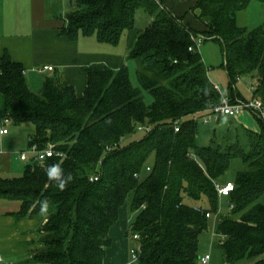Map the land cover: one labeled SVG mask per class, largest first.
I'll return each mask as SVG.
<instances>
[{"label": "trees", "instance_id": "trees-1", "mask_svg": "<svg viewBox=\"0 0 264 264\" xmlns=\"http://www.w3.org/2000/svg\"><path fill=\"white\" fill-rule=\"evenodd\" d=\"M186 1L200 10L201 31L162 0H75L63 17L62 36L95 35L117 45L134 28L139 8L150 14L153 21L139 32L128 58L140 59L157 79L138 71L139 86L132 84L127 66L90 65L81 97L58 74L46 77L35 92L22 63L9 54L0 58V92L6 99L0 122L32 124L29 148L54 150L43 162L32 158L21 177H0V199L20 200V216L40 220L41 246L22 261L104 264L111 230L127 207L129 236L140 235V264H202L199 237L219 208L216 183L226 182L221 178L231 160L241 158L244 168L228 197L231 215L220 216L217 224L219 246L226 264H264V120L257 117L261 133L246 132L249 152L239 143L225 150L198 144L197 117L222 104L224 96L210 79L196 41L200 34L220 41L230 87L238 78L257 77L253 95L264 105V27L238 24V13L253 0ZM140 126L151 130L124 145ZM57 163L74 177L63 191L44 172ZM45 199L49 208L41 215Z\"/></svg>", "mask_w": 264, "mask_h": 264}, {"label": "crops", "instance_id": "crops-1", "mask_svg": "<svg viewBox=\"0 0 264 264\" xmlns=\"http://www.w3.org/2000/svg\"><path fill=\"white\" fill-rule=\"evenodd\" d=\"M74 1L0 0V58L9 54L14 61L22 63L32 90L42 87L46 77L58 74L61 82L74 86L81 97L88 84L86 67L90 65L114 69L127 66L129 70L133 66L137 71L156 78L144 68L140 59L128 58L138 31L124 32L117 45L102 43L95 35H80L75 40L62 36L63 17L72 11ZM183 21L186 23L185 19ZM202 29L201 25L197 30ZM45 66L54 69L46 70ZM215 85L220 91V86ZM5 108L6 99L0 92V111ZM246 111L257 117L252 111ZM238 116L222 118L218 124L223 120L234 124ZM25 130L23 133L9 129V133L0 135V177H21L23 165L33 158L28 139L34 126L29 125ZM258 130L260 132L261 128ZM24 152H27V160L21 159ZM29 154H32L31 158ZM21 209L20 200L0 199V264H40L22 261L41 244L38 233L40 220L21 217ZM123 216L121 213L120 221L111 230L112 245L107 250L104 264L129 263L130 249L134 244L129 236V220L123 222L126 218Z\"/></svg>", "mask_w": 264, "mask_h": 264}, {"label": "rangeland", "instance_id": "rangeland-1", "mask_svg": "<svg viewBox=\"0 0 264 264\" xmlns=\"http://www.w3.org/2000/svg\"><path fill=\"white\" fill-rule=\"evenodd\" d=\"M164 4L171 10V12L177 16L185 19V22L193 29H200L202 23L200 21V10L194 9V3L186 0H162ZM238 24L241 26L248 27L249 29H254L258 27H264V4L259 1L253 0L247 7V9L238 13L237 16ZM153 21V17L145 12L143 8H139L136 15L135 26L132 32H142L145 28ZM203 26V25H202ZM204 27V26H203ZM129 31H126L128 33ZM200 52L205 61L207 67L209 68V77L213 83L220 86V92L226 98H238L239 100H251L253 99V91L256 85L259 84L257 77L254 79L249 76H244L236 79L234 85L230 87V80L223 65L225 62V57L223 53V45L220 41L213 38H208L201 40L199 39ZM130 78L134 86H139L137 70L133 66L130 68ZM43 86V85H42ZM42 87H34L33 91L39 92ZM146 104H151L152 97L148 92H145ZM192 117V116H191ZM191 117L185 118L183 121L191 119ZM200 119V120H199ZM199 124L198 132V144L205 147H216L223 150L227 149L234 143H239L241 148L246 152H249L251 145L247 138V130L253 131L255 133H261L263 130L262 122L255 116L249 114L248 111H243L237 119H235L234 124H230V121H222L220 124H204L201 117H197ZM7 127L11 131H21L25 133V129L30 123L23 124L21 127L14 126L12 123H7ZM261 128L260 132L258 129ZM145 135V130H139L125 139H123V144L128 145L131 142L140 140ZM32 157V154H29ZM154 157L151 156L149 165L153 163ZM32 163L30 159L23 166V172L25 166ZM244 168V163L241 158H234L231 160L230 166L228 167L226 173L222 176L221 181L235 180L237 172ZM188 203H196L195 201L186 198ZM264 202V200H263ZM200 204L199 202H197ZM231 206L228 197L219 198V208L216 213L212 215L209 219L208 228L201 233L199 237V251L201 255L210 254L212 257L213 264H226L225 255L223 249L219 246L222 237L217 233V224L220 216L231 215ZM125 218L123 222L129 220V214L127 207L122 209L121 212ZM135 215H132L134 218ZM233 216V215H232ZM135 244V241H131Z\"/></svg>", "mask_w": 264, "mask_h": 264}, {"label": "built area", "instance_id": "built-area-1", "mask_svg": "<svg viewBox=\"0 0 264 264\" xmlns=\"http://www.w3.org/2000/svg\"><path fill=\"white\" fill-rule=\"evenodd\" d=\"M199 39L204 40L208 39L205 35L200 34L196 37L197 45L199 46ZM192 50V48H190ZM44 69L46 70H53L52 66H45ZM252 89H254L252 87ZM249 110L252 111L257 117L264 120V105L261 100L256 97H253L251 100H239L238 98L234 103H231L230 100L226 97L223 98L222 104L219 106L214 107L211 110L205 111L203 116L201 117L204 124H212L218 123L222 118L225 117H236L242 111ZM0 135H5L9 133V129L7 127L8 120L4 119L0 122ZM175 130H180V120H176L174 122ZM139 130L149 131L151 130L150 127H139ZM29 150L33 153V158L37 161L43 162L47 157L52 156L54 153L53 147L49 146L47 149L40 150L37 146H32ZM27 152L21 154L22 160H27ZM90 180H98L97 176H92ZM216 189L218 192L219 197H229L230 194L235 190V183L234 181H226V182H217ZM209 217L210 214H207ZM131 240L135 241V246L131 247L130 249V258L128 264H140V255H141V246L139 245L140 235L139 234H132ZM1 260V257H0ZM212 257L210 254H205L201 257L202 264H213Z\"/></svg>", "mask_w": 264, "mask_h": 264}, {"label": "clouds", "instance_id": "clouds-1", "mask_svg": "<svg viewBox=\"0 0 264 264\" xmlns=\"http://www.w3.org/2000/svg\"><path fill=\"white\" fill-rule=\"evenodd\" d=\"M46 176L48 177L49 181L55 182L57 187L63 191L65 190L66 186L73 182L74 177L71 172H65L63 167L57 163L47 166L44 169ZM49 204L48 201L45 199L40 201V214L46 215L48 212Z\"/></svg>", "mask_w": 264, "mask_h": 264}]
</instances>
